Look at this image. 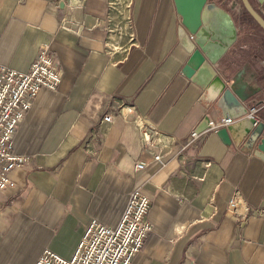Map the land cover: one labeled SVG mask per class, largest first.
I'll use <instances>...</instances> for the list:
<instances>
[{
  "label": "crops",
  "instance_id": "obj_1",
  "mask_svg": "<svg viewBox=\"0 0 264 264\" xmlns=\"http://www.w3.org/2000/svg\"><path fill=\"white\" fill-rule=\"evenodd\" d=\"M108 1L0 0V66L27 71L48 44L61 74L15 132L13 152L28 161L0 193V264H35L46 248L71 258L92 220L119 222L134 187L150 200L151 230L129 264H264V217L255 215L264 208V153L217 133L184 147L205 116H219L205 86L182 73L174 0H125L127 33L116 13L110 22ZM212 1L238 30L216 69L236 76L243 104L264 122V30L241 0ZM248 1L264 20V0ZM141 116L161 142H144ZM235 191L249 208L245 222L225 214Z\"/></svg>",
  "mask_w": 264,
  "mask_h": 264
},
{
  "label": "built area",
  "instance_id": "obj_2",
  "mask_svg": "<svg viewBox=\"0 0 264 264\" xmlns=\"http://www.w3.org/2000/svg\"><path fill=\"white\" fill-rule=\"evenodd\" d=\"M112 22L116 13L125 24V33L129 30V17L118 7L127 6L125 0L108 1ZM240 6V5H239ZM239 9V8H238ZM64 28L63 23L60 24ZM112 34L118 37L124 33L120 29L111 28ZM192 39L193 36H190ZM61 79L60 69L48 44L39 47L33 62L27 71H17L8 66H0V193L13 187L14 181L10 178L13 169L24 167L27 164L26 155L13 152L12 143L17 127L22 123L25 112L31 107V102L41 88L56 90ZM257 107H248V116L256 118ZM113 117L104 115L102 120L110 123ZM257 119V118H256ZM231 118H218L209 120L206 127L202 125L194 128L186 139L185 148L197 145L201 139L210 133H216L221 127L230 125ZM136 126L142 132L146 144L161 142V133L149 124L144 117L136 119ZM153 160L163 164L160 155H153ZM145 163L135 165L137 171H142ZM195 178L201 180L203 173L194 172ZM148 196L138 187L131 189L126 207L119 222L111 227L102 222L92 220L85 228L83 237L74 249L69 259L61 257L58 253L44 249L35 264H129L131 259L141 250L143 241L151 226L147 219L150 209ZM227 217L238 222H245L249 215V208L242 200L238 191L232 194L225 210ZM256 216L264 217V208L255 212Z\"/></svg>",
  "mask_w": 264,
  "mask_h": 264
},
{
  "label": "water",
  "instance_id": "obj_3",
  "mask_svg": "<svg viewBox=\"0 0 264 264\" xmlns=\"http://www.w3.org/2000/svg\"><path fill=\"white\" fill-rule=\"evenodd\" d=\"M256 24L264 30V20L248 0H241ZM180 16L178 37L184 41L187 55L182 67L183 75L200 81L206 89V99L213 105L219 118H231L230 125L216 131L223 143L237 144L246 139L249 146L256 145L264 153V122L248 116L243 104V91L236 76L224 80L216 69L237 41V27L231 14L211 0H174ZM190 36H193L191 39ZM209 117L201 120L206 127ZM200 125V126H201Z\"/></svg>",
  "mask_w": 264,
  "mask_h": 264
}]
</instances>
